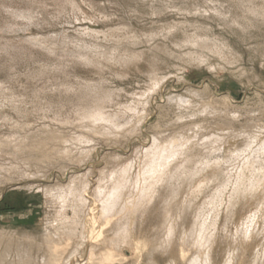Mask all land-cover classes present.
Here are the masks:
<instances>
[{
    "label": "rangeland",
    "instance_id": "rangeland-1",
    "mask_svg": "<svg viewBox=\"0 0 264 264\" xmlns=\"http://www.w3.org/2000/svg\"><path fill=\"white\" fill-rule=\"evenodd\" d=\"M56 251L264 264V0H0V264Z\"/></svg>",
    "mask_w": 264,
    "mask_h": 264
},
{
    "label": "bare ground",
    "instance_id": "bare-ground-1",
    "mask_svg": "<svg viewBox=\"0 0 264 264\" xmlns=\"http://www.w3.org/2000/svg\"><path fill=\"white\" fill-rule=\"evenodd\" d=\"M73 180V179H72ZM76 181V180H75ZM74 181V182H75ZM73 182V183H74ZM73 185V184H72ZM71 185V186H72ZM69 186L70 185H68V188H69ZM62 187V186H61ZM67 187V186H66ZM67 188V189H68ZM70 189V188H69ZM72 189V188H71ZM74 189V188H73ZM61 191V190H60ZM57 192H58V190H57ZM55 193H56V191H55ZM63 193L64 192H62V193H60L61 194V196H63ZM58 194H59V192H58ZM57 195V194H56ZM59 197H60V195H59ZM54 243V242H53ZM51 244V243H50ZM49 244V245H50ZM48 245V246H49ZM51 246V245H50ZM50 248V247H49ZM53 248V247H52ZM57 250V249H56ZM49 251V250H48ZM57 251H59V250H57ZM57 251L56 252H53L52 254H51V258L50 259H48V260H45L44 262H43V264H57L59 261H60V259L61 258H59V256H61L60 254H59V252H58V254H57ZM62 251V250H61ZM51 252V251H50ZM62 253H63V251H62ZM66 253V252H65ZM63 255V254H62ZM21 262V261H20ZM61 262V261H60ZM24 264V263H23ZM25 264H26V262H25Z\"/></svg>",
    "mask_w": 264,
    "mask_h": 264
}]
</instances>
